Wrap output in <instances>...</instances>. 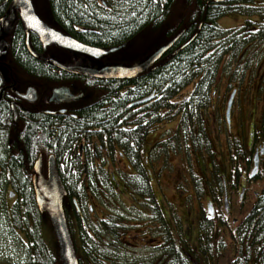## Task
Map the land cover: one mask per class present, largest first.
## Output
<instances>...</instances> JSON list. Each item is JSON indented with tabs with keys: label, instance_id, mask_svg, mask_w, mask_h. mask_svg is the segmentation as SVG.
Returning <instances> with one entry per match:
<instances>
[{
	"label": "flooded vegetation",
	"instance_id": "flooded-vegetation-1",
	"mask_svg": "<svg viewBox=\"0 0 264 264\" xmlns=\"http://www.w3.org/2000/svg\"><path fill=\"white\" fill-rule=\"evenodd\" d=\"M62 1L32 0L48 27L95 48L121 47L94 58L56 43L44 45L38 33L26 30L16 10L0 51V109L5 108L4 131L12 140L9 157L0 164V193L13 229L25 230L24 250L19 261L15 257L0 264H61L54 238L52 247H46L48 240L43 243L49 219L35 202L36 160L44 177L49 160L56 165L78 264H241L242 247H254L252 261L259 258L256 247L263 245L255 210L264 191V120L253 116L251 132L245 142L241 139L243 106L252 84L245 83L246 76L232 77L230 69L223 70V61L203 100L192 96L206 79V67L186 70L196 76L180 90L174 80L161 88L159 77L167 70L176 73L168 65L192 35L196 9L203 23L224 28L220 23L231 20L235 25L229 29L252 37L232 68L239 70L240 60H249L258 87L264 78L263 56L259 62L253 57L255 50H264V0H67L69 18L57 12ZM10 3H0V19ZM221 11L225 13L214 18ZM100 23L122 29L104 37ZM182 29L166 52L132 78L77 75L51 62L136 66ZM60 86H67L73 97L84 90L86 98L50 100ZM29 88L35 90V101L18 95ZM49 251L56 260H48Z\"/></svg>",
	"mask_w": 264,
	"mask_h": 264
},
{
	"label": "water",
	"instance_id": "water-1",
	"mask_svg": "<svg viewBox=\"0 0 264 264\" xmlns=\"http://www.w3.org/2000/svg\"><path fill=\"white\" fill-rule=\"evenodd\" d=\"M16 10L19 11L21 19L26 27V30H32L39 34L40 39L44 45L51 43H56L57 45L70 49L72 51H77L79 53L92 56L94 58H99L106 55L109 52L117 50V48H111L104 50L101 48H93L87 45H84L73 38L60 33L50 27H48L36 14L32 0H12L11 6L6 12V14L0 19V51L7 45L5 36L12 24L16 20ZM200 29V26L198 27ZM197 32L180 48L176 49L173 54L177 53L187 44H189ZM181 33L177 34L172 40L168 43L158 47L151 56L142 61L136 66L126 68L121 65L114 66H104L101 68H92L85 65H69L56 60L51 61L52 63L57 64L62 70L74 74L86 75L95 78H132L137 74L142 73L146 70L150 64L158 59L164 52H166L173 43L179 38ZM5 53V51H4ZM2 79L0 77V84ZM67 87L54 88L52 90V101L58 100H72L73 97L68 93ZM68 93V94H67ZM24 98L29 101L36 100L35 90L29 88ZM231 105V99L228 101L227 105V114ZM16 118V114H14ZM254 168L252 169L251 176H253L256 166H257V153L254 156ZM41 162L37 160L34 165L33 173V188L35 193V200L40 212L46 213L48 216L52 230L54 232L56 242H57V253L58 260L61 264H78L77 257L75 255L74 246L72 238L67 226L66 217L63 209V197L66 194L64 186L60 180L59 174L56 169V165L53 161L49 160L48 169H47V178H44L41 173Z\"/></svg>",
	"mask_w": 264,
	"mask_h": 264
},
{
	"label": "trees",
	"instance_id": "trees-1",
	"mask_svg": "<svg viewBox=\"0 0 264 264\" xmlns=\"http://www.w3.org/2000/svg\"><path fill=\"white\" fill-rule=\"evenodd\" d=\"M200 0H193V3H200ZM145 3H151V0H145ZM69 4L67 0H63L60 4V7L58 8L57 12L64 18H69L71 15V9L67 5ZM3 12V9H0ZM1 12V13H2ZM225 12L221 11L219 13H215V17L217 18L219 16H222ZM193 18V29L196 30V25H198V22H200L202 18L201 11H197L196 9L192 13ZM210 18V19H214ZM207 18L206 20H208ZM180 19L178 18V21ZM185 20V19H183ZM208 24L203 23L201 26L200 31L195 36V38L187 44L180 52H178L177 56H175L173 63L171 65H168V69L175 68L176 73L174 75H170V72L167 70L165 72L160 73V87L164 88L165 84L170 83V80H174V83L176 85V89L180 90L184 86L190 84V82L195 78L196 73L193 74L191 72V75H189L186 70L193 69V68H199L200 66L206 67L205 70L207 72L206 79L200 80L198 84L195 87V91L192 96V100L194 99H204L206 95L210 92L209 86L211 85L212 80L215 77L216 70L219 67L220 62H224L223 70L230 69L232 73V77L238 76L239 71L235 68H232V66H236V59L238 58V54L241 53L245 47L250 46V35L249 37L243 35H239L235 32L234 29H225L219 27L217 24ZM215 24V25H214ZM103 26H105L103 28ZM108 26L107 23H100V29L102 31V36L104 37H110L111 32H115L122 29V26L119 24L113 25L111 24V27ZM107 30H106V29ZM222 36H228L230 39L223 40L218 43V41H214L213 38L215 37H222ZM260 38V35L257 34ZM262 40H264V33H262ZM96 40V39H93ZM229 53L228 56L227 53ZM236 60V61H235ZM235 64V65H232ZM250 61H244L240 60L239 67L242 68V71L249 68ZM239 68V69H240ZM226 72V71H225ZM243 76V75H242ZM149 84L152 85V80L149 81ZM197 91V95H195V92ZM198 96V98H197ZM1 112V120H0V164H4L6 162L7 158L9 157L10 149H11V143L12 140L9 138L10 134H7L5 130V124L8 126V120L5 118V108L0 109ZM5 174V171L2 170V175ZM2 184V183H0ZM260 204L258 207V210H255V216L257 218V225L259 227L258 237L261 238V243L263 247H256L259 253V258L252 261L251 258V249L254 247H242L245 251V255L240 259L241 264H248L252 262V264H264V191L262 192V195L260 196ZM258 237L254 238V242L260 243ZM53 256L51 253L48 254V260L51 261Z\"/></svg>",
	"mask_w": 264,
	"mask_h": 264
},
{
	"label": "rangeland",
	"instance_id": "rangeland-1",
	"mask_svg": "<svg viewBox=\"0 0 264 264\" xmlns=\"http://www.w3.org/2000/svg\"><path fill=\"white\" fill-rule=\"evenodd\" d=\"M222 27L224 28H232L235 23L231 20H228L225 23H220ZM106 29V28H105ZM108 29V28H107ZM106 29V30H107ZM156 39L154 42L149 43V46L153 45L157 42ZM264 49V47L262 48ZM264 51V50H261ZM255 52L257 54L254 55V59H256V62H259L263 56V63H264V52ZM254 62V63H256ZM253 66V65H252ZM245 72L242 71L241 75L246 76L245 83L251 82V87L249 88L248 97L246 98V101L243 106V123H245V126L243 128V131L241 133V139L245 142V139H247L248 134L251 132V121L252 117L254 116L255 119H261L264 120V78L261 80V83L258 87H255L254 81H256L257 76L255 77V71L253 70L254 78L251 76V68L246 69ZM254 79V80H253ZM258 79V78H257ZM258 81V80H257ZM256 81V82H257ZM257 86V85H256ZM246 116L247 120L245 119ZM239 136V134H238ZM4 202L3 197H1L0 193V260L7 261L12 260L15 257H17V260L19 261L22 258L21 251L24 250V242L22 241L23 236H21V232L25 233V230L22 229V231L14 230L12 225L9 223V220L2 209V203ZM11 226V227H10ZM43 236L45 239H43V243L46 245V240H52L51 231L49 228V225L46 223L43 225ZM38 238V235H37ZM49 246L46 247H52V244L48 243Z\"/></svg>",
	"mask_w": 264,
	"mask_h": 264
},
{
	"label": "bare ground",
	"instance_id": "bare-ground-1",
	"mask_svg": "<svg viewBox=\"0 0 264 264\" xmlns=\"http://www.w3.org/2000/svg\"><path fill=\"white\" fill-rule=\"evenodd\" d=\"M2 2H3V0H0V3H1V4H2ZM10 6H11V3L9 4V8H10ZM26 45H27L28 51L33 55V57L37 56V55H36V52H35L34 50L31 49V47L28 45V43H26ZM131 67H133V66H131ZM126 68H129V67H126ZM113 78H114V77H113ZM118 79H122V78H118ZM1 84H2V83H1ZM1 84H0V85H1ZM112 86H113V87H114V86H116V87L118 86L117 88H120V87H121V84L118 85L117 83H116V84L113 83ZM68 93H69V91H68ZM68 93H67V94H68ZM86 93H87V92H85L84 90H81L80 93L77 94L78 96L75 97L74 99H75V100H76V99H82V100H83L84 98H86ZM110 94H112V93H110ZM18 95H19L21 98L26 99V98H24V95H25V94H21V93H19Z\"/></svg>",
	"mask_w": 264,
	"mask_h": 264
}]
</instances>
